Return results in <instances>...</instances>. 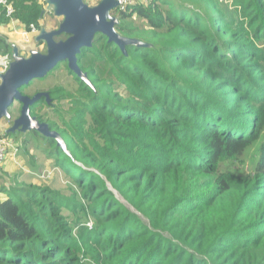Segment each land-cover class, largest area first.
<instances>
[{"label":"trees","instance_id":"trees-1","mask_svg":"<svg viewBox=\"0 0 264 264\" xmlns=\"http://www.w3.org/2000/svg\"><path fill=\"white\" fill-rule=\"evenodd\" d=\"M11 1L12 19L40 28L37 0ZM229 1L134 4L116 30L150 47L96 34L77 55L93 88L66 63L74 91L32 83L46 77L19 88L49 94L30 115L73 160L30 132L55 174L0 187V264H264V0ZM17 134L28 152L25 134L0 136Z\"/></svg>","mask_w":264,"mask_h":264},{"label":"water","instance_id":"water-1","mask_svg":"<svg viewBox=\"0 0 264 264\" xmlns=\"http://www.w3.org/2000/svg\"><path fill=\"white\" fill-rule=\"evenodd\" d=\"M45 4L46 9L51 10L52 15L61 21L54 30L40 28L35 36V42H41L45 46L44 52L35 48L24 57L20 55L18 47L11 46L12 60L8 68L0 72V118L11 119L8 111L10 106L16 102L21 104L20 113L6 129V134L39 133L51 138L72 159L60 134L51 131L46 123L39 122L30 115L31 106L41 98L47 105L51 104L49 94L37 92L29 97L21 95L19 88L32 80L45 78L59 63H66L71 74L93 88L87 75L77 65V55L81 49L92 46L96 34L105 36L108 43L117 44L123 53H126V46L129 45H150L136 38L123 37L117 32L118 17L112 15L118 7L116 0H100L94 7L85 4L83 0H45ZM59 36H65V39L57 40Z\"/></svg>","mask_w":264,"mask_h":264},{"label":"rangeland","instance_id":"rangeland-1","mask_svg":"<svg viewBox=\"0 0 264 264\" xmlns=\"http://www.w3.org/2000/svg\"><path fill=\"white\" fill-rule=\"evenodd\" d=\"M100 0H83V2L91 7H94V5H97V3L99 2ZM220 2V4H223V5H227L229 6L231 3L229 0H218ZM185 4L189 6L190 9H193L195 7H198V8H205L206 7V4L207 3H212L214 2V0H184ZM44 4V3H43ZM50 14L48 15V13H46V15L43 17V21L44 22L42 24V27H45V28H54V27H58V24L59 22L61 21L60 18H55L54 16H52V12L51 10L49 11ZM118 14V11H114L112 12V15L116 16ZM136 23L137 24H141L140 23V20H138V18H136ZM35 44V43H34ZM36 49H38L39 51L41 52H44L45 51V46L43 45V43L40 42L39 45H36L35 46ZM34 46H33V42L30 44V45H25L24 47H21V51H19L20 55L26 57L28 55V53L35 49ZM66 66L63 65V63H59L58 64V67L56 68L55 71H52L50 73H48V76H46V80H35L33 81L32 83H35V82H41L40 86L42 89L44 90H48V88H52L54 86L57 85H62L64 86L65 88L67 89H70L71 91H74L76 89V86H75V82H74V79L73 77L67 72L65 71L66 69ZM5 69L3 68L2 72H4ZM43 79V78H42ZM118 91L123 94V88L120 87L118 88ZM18 104V103H17ZM64 104V103H63ZM42 109L40 110L41 113H43L44 117H49V115H51V110L48 109L47 107L45 106H40ZM47 115H45V114ZM30 132L26 135L29 139V143L27 144V151L26 152L25 150H22V153H17V155L14 157V158H7L5 160V162L3 163V165L1 166V169L0 170V187L1 186H7L9 185L10 187L12 185H14L15 183H18V181L21 180V177H16V175H18L19 172H24V173H30L32 177L34 178H39L41 179L40 175H44V178H42L43 180L45 181H49L50 179H52L53 175L55 174L54 173V169L50 168V167H43L42 170H39V167L35 170L27 167V161H26V158H29L27 155L28 153L29 154H33L34 156V164L35 165H38L40 162V159H44V155L43 154H38V146H34V139L33 137H30ZM19 135V134H17ZM20 137L16 136V137H8V139L12 140L13 144L16 146L17 144H20V141H22V138H21V135H19ZM19 138V139H18ZM18 147H23V144H20ZM255 149H251L248 153H247V156L245 157V160L248 158V156L252 155V153H254ZM19 154V155H18ZM38 156L40 157V159L38 158ZM21 157V158H20ZM22 157L24 159H22ZM33 163V162H32ZM4 170V171H3ZM10 170V171H9ZM5 171H9V173L15 178H12V176H8V173L5 172ZM50 173V174H48ZM53 174V175H52ZM39 176V177H38ZM14 179V180H13Z\"/></svg>","mask_w":264,"mask_h":264},{"label":"crops","instance_id":"crops-1","mask_svg":"<svg viewBox=\"0 0 264 264\" xmlns=\"http://www.w3.org/2000/svg\"><path fill=\"white\" fill-rule=\"evenodd\" d=\"M7 1V3H9L10 5L12 4L11 2V0H6ZM37 3L38 4H40L41 6H43V11H45V12H43V17L46 15V13H48V15L50 14V10H47L46 9V7H47V5L45 4V0H37ZM44 3V4H43ZM2 13H3V16H2ZM53 16V15H52ZM55 17V16H54ZM55 18H57V17H55ZM43 21V18H42V20L40 21V23H39V26H41L42 27V24L44 23V22H42ZM40 27V28H41ZM25 28V26H23L22 24H20L19 23V21L14 17L12 20H10V19H6V16H5V14H4V9H3V7H1L0 6V36H3L5 39H6V41H7V43L9 44V45H15L16 47H18V49H19V51H21V47H24L25 45H30L32 42H33V46H34V48H35V46L37 45L36 43L37 42H35V40H34V38H35V36L36 35H34V36H29V38H28V42H25V40H24V38H23V36H22V34H21V31L23 30ZM43 28H45V27H43ZM54 28H56V27H54ZM54 28H45L47 31H51V30H54ZM35 43V44H34ZM12 56V55H11ZM11 60H12V58L11 57H8V56H6V57H4V56H0V72H2V70H3V68L4 69H6V67H4V63H6V65L7 64H9L10 62H11ZM5 65V66H6ZM8 66V65H7ZM11 120V119H10ZM10 120H8V119H6V118H0V135L1 134H3V133H6L5 131H6V129H8V127H10L11 126V122L13 121H11L10 123L8 122V121H10ZM21 133V132H20ZM15 134V133H14ZM22 134H24V133H22ZM28 133H25V135H27ZM10 135H12V134H10ZM24 135V136H25ZM19 139V138H18ZM18 149V148H17ZM17 153H22V149H18V151H17ZM17 153L14 155V156H10V158H14L16 155H17ZM18 154V155H19ZM31 156H34L33 154H30ZM35 157V156H34ZM9 158V157H8ZM21 158V157H20ZM38 158L40 159V157L38 156ZM22 159H24L23 157H22ZM26 161H27V167H29V168H31V169H33V170H35V169H37L38 167H48V161H45L44 159L42 160V159H40V163L38 164V165H35L34 164V161H33V163H28V158H26ZM42 167V168H43ZM42 168H41V170H42ZM0 170H2L1 169V167H0ZM4 171V170H3ZM10 171V170H9ZM9 171L7 172V171H5V172H7L8 173V176H12L10 173H9ZM1 174V173H0ZM2 175V174H1ZM21 177V180H30L31 178H32V176H31V174L30 173H24V172H19L18 173V175H16V177ZM12 178H14L13 176H12ZM15 179V178H14ZM13 179V180H14ZM1 187H4V188H6V189H9V185H7V186H1ZM3 195V194H2Z\"/></svg>","mask_w":264,"mask_h":264},{"label":"built area","instance_id":"built-area-1","mask_svg":"<svg viewBox=\"0 0 264 264\" xmlns=\"http://www.w3.org/2000/svg\"><path fill=\"white\" fill-rule=\"evenodd\" d=\"M148 0H116L118 7L117 11L119 12H127L134 4L137 3H145ZM0 6L4 8L5 10V16L12 20V17L14 15V7L11 6L9 3H7L6 0H0ZM40 31V28H38L35 25H29L28 27H25L22 31L21 34L25 40V42H28L29 36H34L37 35ZM6 63H4V67L6 69L8 68ZM5 69V70H6ZM18 149L16 146L13 144L12 140L0 136V167L3 165L5 160L10 157L14 156L17 153ZM50 174V173H48ZM41 178H44V175H40Z\"/></svg>","mask_w":264,"mask_h":264}]
</instances>
